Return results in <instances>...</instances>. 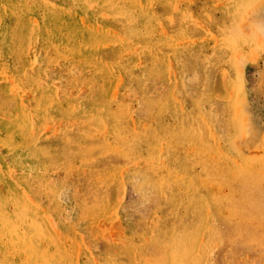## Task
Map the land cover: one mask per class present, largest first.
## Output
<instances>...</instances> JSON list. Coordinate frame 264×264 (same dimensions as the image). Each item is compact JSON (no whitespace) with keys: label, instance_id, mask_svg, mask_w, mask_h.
I'll return each instance as SVG.
<instances>
[{"label":"rangeland","instance_id":"1","mask_svg":"<svg viewBox=\"0 0 264 264\" xmlns=\"http://www.w3.org/2000/svg\"><path fill=\"white\" fill-rule=\"evenodd\" d=\"M0 264H264V0H0Z\"/></svg>","mask_w":264,"mask_h":264}]
</instances>
